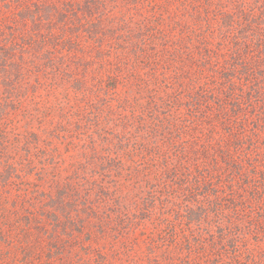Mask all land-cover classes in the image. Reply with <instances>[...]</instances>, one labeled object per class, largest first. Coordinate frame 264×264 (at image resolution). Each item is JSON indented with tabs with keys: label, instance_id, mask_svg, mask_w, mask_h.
Returning <instances> with one entry per match:
<instances>
[{
	"label": "trees",
	"instance_id": "1",
	"mask_svg": "<svg viewBox=\"0 0 264 264\" xmlns=\"http://www.w3.org/2000/svg\"><path fill=\"white\" fill-rule=\"evenodd\" d=\"M0 264H264V0H0Z\"/></svg>",
	"mask_w": 264,
	"mask_h": 264
}]
</instances>
